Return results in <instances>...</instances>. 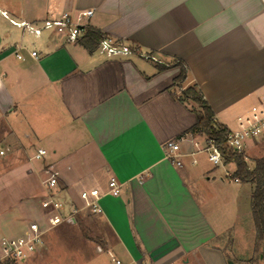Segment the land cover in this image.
Wrapping results in <instances>:
<instances>
[{
	"label": "crops",
	"instance_id": "1",
	"mask_svg": "<svg viewBox=\"0 0 264 264\" xmlns=\"http://www.w3.org/2000/svg\"><path fill=\"white\" fill-rule=\"evenodd\" d=\"M85 11L94 12L88 27L159 63L89 52L83 37H36L1 14L40 25ZM0 52V264L3 239H28L30 224L43 223L51 178L67 204L81 205L84 191L106 193L111 178L120 195L104 197L100 214L49 231L21 264H113L112 256L123 264H264L254 185L231 178L235 164L207 166V155L195 154L190 141L205 136L191 134L197 116L174 98L181 62L185 87L196 85L230 131L262 103L264 0H0ZM188 134L178 167L164 146ZM39 149L48 154L36 161ZM243 154L253 170L264 134Z\"/></svg>",
	"mask_w": 264,
	"mask_h": 264
},
{
	"label": "built area",
	"instance_id": "2",
	"mask_svg": "<svg viewBox=\"0 0 264 264\" xmlns=\"http://www.w3.org/2000/svg\"><path fill=\"white\" fill-rule=\"evenodd\" d=\"M1 14L9 20V22L25 32L40 37L44 32H54L66 37L70 43H76L80 38L84 37L88 25L86 24L94 15L93 11H85L73 16L70 13H63L61 16L52 17L44 20L40 25L27 22H16L10 19L6 12ZM97 51L108 58L129 57L140 55L146 61L159 63V60L152 55L140 54L138 47L135 45L114 39L112 37H104L99 41ZM1 56V52H0ZM16 57L20 61L26 58L21 54V48H17ZM32 57L37 59L38 56L33 53ZM236 130H229L227 146L228 149L243 153L245 144L248 140L259 138L264 134V99L260 105L253 106L247 113L237 118ZM188 136L184 135L177 140L169 141L165 144V155L170 161H173L178 167H182L181 144L188 141ZM192 138V137H191ZM196 149L195 154L203 153L208 156V160L215 166L224 164L223 155L218 148L205 136V141L201 144L199 141H190ZM4 152L0 151V155ZM47 151L39 149L34 156V160L40 161L47 156ZM194 155V154H192ZM236 182H238L236 180ZM58 185L56 178H51L46 184V199L42 202V209L45 211L43 223L33 222L30 224V236L28 239L5 238L2 240V262L9 264H20L45 246V235L77 217L85 215H97L102 212L101 201L106 196L118 197L120 195L121 184L111 178L108 182V191L102 193L99 189L84 191L80 194L81 205L67 204L63 200L56 197L55 192ZM113 264H123L120 260L112 256Z\"/></svg>",
	"mask_w": 264,
	"mask_h": 264
},
{
	"label": "trees",
	"instance_id": "3",
	"mask_svg": "<svg viewBox=\"0 0 264 264\" xmlns=\"http://www.w3.org/2000/svg\"><path fill=\"white\" fill-rule=\"evenodd\" d=\"M104 37L107 36L88 27L81 43L89 52H93ZM175 64L181 67V73L175 82L182 90L179 94L176 93L174 98L190 107L197 116V123L192 128L191 134L206 136L223 155L224 164H235L236 170L231 177L233 180H237L241 184L254 185L252 216L256 228V251L262 247V261L264 263V158L257 160L254 169L250 170L243 153L228 149L229 129L217 123L214 112L196 85L185 87L188 81L186 66L181 62Z\"/></svg>",
	"mask_w": 264,
	"mask_h": 264
},
{
	"label": "rangeland",
	"instance_id": "4",
	"mask_svg": "<svg viewBox=\"0 0 264 264\" xmlns=\"http://www.w3.org/2000/svg\"><path fill=\"white\" fill-rule=\"evenodd\" d=\"M206 159H207V161H206V165L207 166H213V164L212 163H210L209 161H208V156H206L205 157ZM198 169V168H197ZM78 229H80V230H78V232H77V234H81L82 232H85L83 229H82V227H78ZM54 262H56V260H53ZM3 264H5V262H2ZM23 263V262H22ZM31 263L32 264H46L47 262L45 261V260H43V261H39L38 259H36V262H35V259H33L32 261H31ZM30 263V264H31ZM53 262H50V263H48V264H52ZM259 263H261V262H259ZM21 264V263H20Z\"/></svg>",
	"mask_w": 264,
	"mask_h": 264
}]
</instances>
